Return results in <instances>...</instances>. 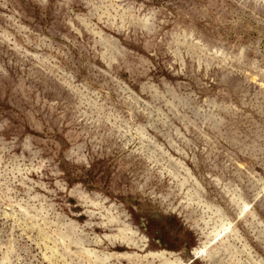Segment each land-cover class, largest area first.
Wrapping results in <instances>:
<instances>
[{"label":"rangeland","instance_id":"obj_1","mask_svg":"<svg viewBox=\"0 0 264 264\" xmlns=\"http://www.w3.org/2000/svg\"><path fill=\"white\" fill-rule=\"evenodd\" d=\"M85 251L264 264V0H0V264Z\"/></svg>","mask_w":264,"mask_h":264},{"label":"bare ground","instance_id":"obj_2","mask_svg":"<svg viewBox=\"0 0 264 264\" xmlns=\"http://www.w3.org/2000/svg\"><path fill=\"white\" fill-rule=\"evenodd\" d=\"M241 203V199L239 200ZM242 206V218H245L250 209L251 206L247 203H241ZM112 221H114V224H118V220L117 218L111 219ZM220 224V225H219ZM219 226H217L214 231H212L210 233V238L212 240L211 243H206L202 248H198L193 252V255L195 257V260L197 261L198 259H206V260H210L213 256L211 253L212 248H214L215 246L219 245L220 243H226L227 239L231 236V234L233 233V225L229 224V223H225L223 221L219 222ZM132 230L129 229V227L124 226L123 229H119L117 230V237L115 238H106L107 241L110 242H120V243H127V244H132V245H136L137 242H135V239H137L138 235L134 234L131 232ZM139 239V238H138ZM145 240V238H144ZM73 253V252H72ZM56 254V253H55ZM95 256V254L93 252L90 251H85L84 253H81L79 255L80 258H89L90 260H93L94 263L93 264H98L97 262V257L93 258ZM169 256H172V258H169ZM174 256H176L173 253H166V252H162V253H150L149 255H147V259H152L154 261H158L161 264H186L181 258H174ZM118 259L121 260H127V261H133L134 257L129 255V254H125V255H118L117 256ZM107 261V260H106ZM105 261V262H106ZM110 261V260H108Z\"/></svg>","mask_w":264,"mask_h":264},{"label":"crops","instance_id":"obj_3","mask_svg":"<svg viewBox=\"0 0 264 264\" xmlns=\"http://www.w3.org/2000/svg\"><path fill=\"white\" fill-rule=\"evenodd\" d=\"M165 252V251H164ZM161 253V252H160ZM166 253H171V252H166ZM173 254H175V253H173ZM177 255V254H176Z\"/></svg>","mask_w":264,"mask_h":264}]
</instances>
